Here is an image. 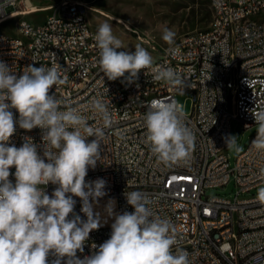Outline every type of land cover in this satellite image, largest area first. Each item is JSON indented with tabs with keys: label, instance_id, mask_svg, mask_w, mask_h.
<instances>
[{
	"label": "built area",
	"instance_id": "obj_1",
	"mask_svg": "<svg viewBox=\"0 0 264 264\" xmlns=\"http://www.w3.org/2000/svg\"><path fill=\"white\" fill-rule=\"evenodd\" d=\"M205 1L212 13L209 26L185 35L153 59V67H171L178 73L183 94L192 101L191 113L182 111V122L193 134V146L186 160L169 165L151 152L145 116L152 100L180 104V92L155 81L152 69L141 70L131 84L124 77L108 80L98 66L97 31L82 0H59L47 7L53 12L41 24L21 21L19 36L0 32V61L16 75L29 65L60 69L65 83L49 91L61 102L60 110L76 108L89 125L99 127L103 123L92 110L93 100L101 99L111 113L112 124L104 129L100 144L101 159L85 178L107 182V195L94 204L102 226L90 233L84 251L77 252L81 259L110 238L115 215L108 217L104 211L108 200H115V214L131 213L134 209L125 194L139 191L151 201L154 214L175 228L177 242L171 251H186L189 264H264V203L251 194L264 186V150L253 147L255 134L231 166L226 144L233 122L245 129L255 127L252 113L264 109V0ZM21 2L27 4L26 0H0V20L13 13H6L7 6ZM124 50L132 52L124 46L117 51ZM11 111L18 120L19 113ZM42 135L40 128L26 131L17 124L9 144L20 147L30 137L42 145ZM38 153L43 157L42 149ZM14 172L10 168L13 183ZM231 182L233 197L208 194ZM41 187L51 196L57 186ZM73 199L69 218L80 215L86 220L82 201ZM209 227H220V234H209ZM54 259L50 254L49 264Z\"/></svg>",
	"mask_w": 264,
	"mask_h": 264
},
{
	"label": "clouds",
	"instance_id": "obj_2",
	"mask_svg": "<svg viewBox=\"0 0 264 264\" xmlns=\"http://www.w3.org/2000/svg\"><path fill=\"white\" fill-rule=\"evenodd\" d=\"M174 36L164 29L162 39L171 44ZM94 39L99 49L98 66L108 80L124 77L131 84L141 70L152 69L155 81H164L183 94L178 73L171 67H153V57L144 47L137 45L134 52L117 51L123 44L109 23L99 26ZM63 83L57 66L29 65L18 76L0 61V264H49L50 254L55 257L51 264H189L186 251H171L177 242L175 228L154 214L151 201L139 191L125 194L134 209L131 213L115 214L116 202L108 200L104 211L108 217L115 215L110 238L92 255L77 256L78 251H84L90 233L102 226L94 204L107 195V182L85 178L101 159L100 144L112 116L101 99H94L91 107L103 127L89 125L76 108L60 110L61 102L49 91ZM147 108L145 126L151 152L165 165L186 160L194 138L182 122L181 105L156 99ZM11 109L19 113L18 120ZM252 114L257 125L252 145L264 150V109ZM17 124L26 131L40 128L42 145L30 137H25L20 147L10 145ZM89 137L94 139L89 142ZM235 137L226 138L227 148L240 151ZM13 167L15 183L9 179ZM49 183L57 186L51 196L41 187ZM73 197L82 201L86 220L80 215L69 218L76 203ZM256 198L264 203V186L258 188ZM92 247L97 248L95 244Z\"/></svg>",
	"mask_w": 264,
	"mask_h": 264
},
{
	"label": "rangeland",
	"instance_id": "obj_3",
	"mask_svg": "<svg viewBox=\"0 0 264 264\" xmlns=\"http://www.w3.org/2000/svg\"><path fill=\"white\" fill-rule=\"evenodd\" d=\"M40 11L21 14L0 24V32L9 36H19L18 25L27 20L34 25L41 24L53 10L47 7L55 6L59 0H26ZM87 8V17L93 30L105 22L112 27L113 34L122 41L123 46L134 52L140 45L148 50L151 56L157 58L166 48L178 43L185 35L205 29L209 26L212 13L210 5L205 0H82ZM25 2L17 7L7 6L6 13L30 12L31 8ZM164 29L175 33L171 44L162 39ZM178 102L186 114L192 111V101L188 94L178 95ZM231 110H233L231 108ZM257 126L250 129L238 123H232V136H236L240 151L228 149L231 166L236 157L248 145L251 137L256 134ZM258 188L251 194L257 195ZM208 194L221 196L235 195V186L231 182L225 188L213 189Z\"/></svg>",
	"mask_w": 264,
	"mask_h": 264
},
{
	"label": "bare ground",
	"instance_id": "obj_4",
	"mask_svg": "<svg viewBox=\"0 0 264 264\" xmlns=\"http://www.w3.org/2000/svg\"><path fill=\"white\" fill-rule=\"evenodd\" d=\"M29 6L31 8L30 12H16V11H14L8 17L0 20V24L9 20V19H13L15 17H18L21 14H28V13H34V12L40 11L39 9L35 8V6H33L32 3H30V2H29ZM209 234H220V227H209Z\"/></svg>",
	"mask_w": 264,
	"mask_h": 264
}]
</instances>
